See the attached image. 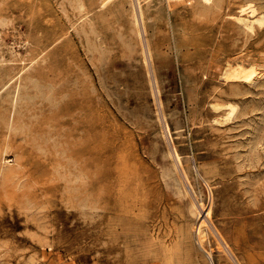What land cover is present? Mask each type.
I'll return each instance as SVG.
<instances>
[{"label": "rangeland", "instance_id": "rangeland-1", "mask_svg": "<svg viewBox=\"0 0 264 264\" xmlns=\"http://www.w3.org/2000/svg\"><path fill=\"white\" fill-rule=\"evenodd\" d=\"M71 1L0 0V264H264V0Z\"/></svg>", "mask_w": 264, "mask_h": 264}, {"label": "bare ground", "instance_id": "bare-ground-1", "mask_svg": "<svg viewBox=\"0 0 264 264\" xmlns=\"http://www.w3.org/2000/svg\"><path fill=\"white\" fill-rule=\"evenodd\" d=\"M73 1V0H72ZM71 1V2H72ZM111 0H100V6L101 7H105L107 6V4L110 2ZM140 1V0H139ZM173 2H178V1H181V0H172ZM211 0H203V2L205 3V5H207L206 3H209ZM203 3V4H204ZM71 4V3H70ZM69 4V5H70ZM137 4V3H135ZM140 5V4H139ZM71 7H75L78 9V11L82 14V15H85L86 12H84V9H85V2L83 0H74V2L72 3ZM137 7V5H136ZM137 12V11H136ZM255 12V9L254 7L252 6V4L250 3H246L244 4L243 6H240L238 8V15L237 16H232V19L240 26H242L245 30H248V31H251L253 26H258V27H261L263 24H264V17H260V18H257V19H254V20H249L248 18L253 16ZM135 16V15H134ZM139 17H140V20L142 22V24H144V18H143V13L142 12H139ZM133 18V16H132ZM136 20V19H134ZM133 20V21H134ZM137 20H138V17H137ZM139 20V21H140ZM136 23V22H135ZM133 23V24H135ZM139 24V23H138ZM141 24V23H140ZM142 27V26H141ZM144 27V26H143ZM143 29V28H141ZM91 32V30H90ZM138 32V31H137ZM146 45V44H145ZM149 47V46H148ZM146 48V47H145ZM148 51L150 53V50L148 48ZM151 54V53H150ZM150 56V55H149ZM148 56V57H149ZM260 72L259 70L255 67V66H245L244 64H234V65H228V67L226 68V70H224V73H223V81L225 82H236V83H245V84H250L251 82H253V80L255 78H257L259 76ZM156 86V85H155ZM17 94V93H16ZM15 96V95H14ZM17 96V95H16ZM226 109H225V116L226 118H231V116L235 113L236 111V108L234 105L232 104H228L225 106ZM178 159V157H177ZM179 160V159H178ZM179 162V161H178ZM5 166V165H4ZM1 168H3V165L0 166ZM13 175V172L10 168L7 167L6 171L3 172L2 176L4 178H8L10 176ZM202 206L199 204V208H201ZM190 209H191V212L192 213H195L197 211V207L191 203L190 204ZM205 215L206 217L208 218L209 215H210V209L207 210V212H205ZM205 220V219H204ZM201 221L200 225L198 226V229H197V237H198V240L200 242H202L205 238V227H206V224L205 222L207 220H205V222ZM207 257H209V254H207Z\"/></svg>", "mask_w": 264, "mask_h": 264}]
</instances>
